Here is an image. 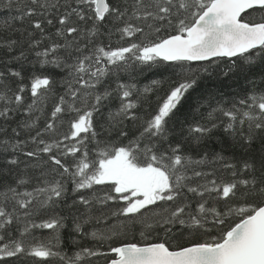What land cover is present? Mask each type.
I'll use <instances>...</instances> for the list:
<instances>
[{"label": "snow or ice", "instance_id": "1", "mask_svg": "<svg viewBox=\"0 0 264 264\" xmlns=\"http://www.w3.org/2000/svg\"><path fill=\"white\" fill-rule=\"evenodd\" d=\"M0 17V264H264V0Z\"/></svg>", "mask_w": 264, "mask_h": 264}, {"label": "trees", "instance_id": "2", "mask_svg": "<svg viewBox=\"0 0 264 264\" xmlns=\"http://www.w3.org/2000/svg\"><path fill=\"white\" fill-rule=\"evenodd\" d=\"M2 18V17H0ZM169 75V73L165 72V73H156V72H152V73H145L144 76L140 77V82L141 84H146L148 83L151 79H162L164 77H167ZM228 81H225V84H227ZM165 87H167V85H165ZM235 85H232V88H235ZM239 89H237L238 91ZM226 91V95L231 96L232 92L231 89H225Z\"/></svg>", "mask_w": 264, "mask_h": 264}]
</instances>
